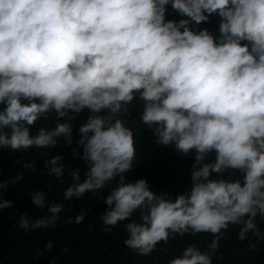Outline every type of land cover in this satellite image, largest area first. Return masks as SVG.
<instances>
[{
  "label": "clouds",
  "instance_id": "1",
  "mask_svg": "<svg viewBox=\"0 0 264 264\" xmlns=\"http://www.w3.org/2000/svg\"><path fill=\"white\" fill-rule=\"evenodd\" d=\"M0 25V264H264V0H36Z\"/></svg>",
  "mask_w": 264,
  "mask_h": 264
},
{
  "label": "trees",
  "instance_id": "2",
  "mask_svg": "<svg viewBox=\"0 0 264 264\" xmlns=\"http://www.w3.org/2000/svg\"><path fill=\"white\" fill-rule=\"evenodd\" d=\"M36 0H0V25L5 30L18 25H27Z\"/></svg>",
  "mask_w": 264,
  "mask_h": 264
}]
</instances>
